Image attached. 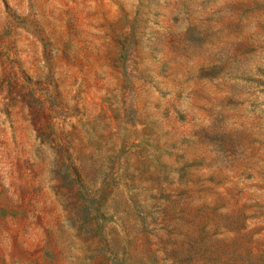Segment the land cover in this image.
Returning a JSON list of instances; mask_svg holds the SVG:
<instances>
[{"label": "rangeland", "instance_id": "374dc122", "mask_svg": "<svg viewBox=\"0 0 264 264\" xmlns=\"http://www.w3.org/2000/svg\"><path fill=\"white\" fill-rule=\"evenodd\" d=\"M0 264H264V0H0Z\"/></svg>", "mask_w": 264, "mask_h": 264}]
</instances>
